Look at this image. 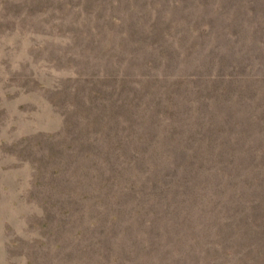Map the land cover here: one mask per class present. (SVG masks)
<instances>
[{
  "label": "rangeland",
  "instance_id": "374dc122",
  "mask_svg": "<svg viewBox=\"0 0 264 264\" xmlns=\"http://www.w3.org/2000/svg\"><path fill=\"white\" fill-rule=\"evenodd\" d=\"M0 264H264V0H0Z\"/></svg>",
  "mask_w": 264,
  "mask_h": 264
}]
</instances>
